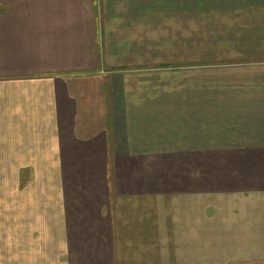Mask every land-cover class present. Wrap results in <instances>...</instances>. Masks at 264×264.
I'll use <instances>...</instances> for the list:
<instances>
[{
	"label": "crops",
	"instance_id": "crops-1",
	"mask_svg": "<svg viewBox=\"0 0 264 264\" xmlns=\"http://www.w3.org/2000/svg\"><path fill=\"white\" fill-rule=\"evenodd\" d=\"M171 2L0 0V264L264 249V0Z\"/></svg>",
	"mask_w": 264,
	"mask_h": 264
},
{
	"label": "rangeland",
	"instance_id": "rangeland-1",
	"mask_svg": "<svg viewBox=\"0 0 264 264\" xmlns=\"http://www.w3.org/2000/svg\"><path fill=\"white\" fill-rule=\"evenodd\" d=\"M199 1L200 0H176V2H174L172 0L171 4L176 5L179 12H182L184 8H188V7L191 8V10L189 11L190 13H187L188 15L182 14L183 19H178L177 21L181 20L180 23H182L183 26L187 22L192 23V25H195L196 24L195 22L199 21L194 15L196 4L197 2L199 4ZM187 2H190L188 3L189 6ZM186 19H189L190 21L189 20L187 21ZM202 32H204V30H202ZM179 34L180 33H178V35ZM19 177L21 178V175L0 174V182L18 181ZM205 250H206V253H204V264H264V249H204V251ZM227 258L231 260L234 258V260L228 262L226 260ZM2 259H3V256H2ZM2 262L7 263L6 261H2Z\"/></svg>",
	"mask_w": 264,
	"mask_h": 264
}]
</instances>
